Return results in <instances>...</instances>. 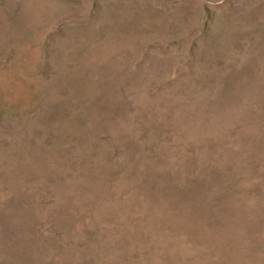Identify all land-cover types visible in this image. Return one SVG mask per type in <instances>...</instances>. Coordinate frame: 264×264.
Returning <instances> with one entry per match:
<instances>
[{
  "label": "rangeland",
  "instance_id": "374dc122",
  "mask_svg": "<svg viewBox=\"0 0 264 264\" xmlns=\"http://www.w3.org/2000/svg\"><path fill=\"white\" fill-rule=\"evenodd\" d=\"M0 264H264V0H0Z\"/></svg>",
  "mask_w": 264,
  "mask_h": 264
}]
</instances>
